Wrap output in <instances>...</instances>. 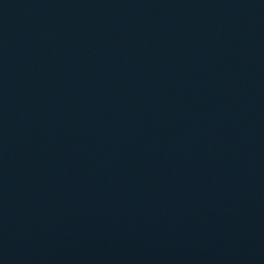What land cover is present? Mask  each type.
Masks as SVG:
<instances>
[{"label": "water", "instance_id": "water-1", "mask_svg": "<svg viewBox=\"0 0 264 264\" xmlns=\"http://www.w3.org/2000/svg\"><path fill=\"white\" fill-rule=\"evenodd\" d=\"M0 264H264V0H0Z\"/></svg>", "mask_w": 264, "mask_h": 264}]
</instances>
